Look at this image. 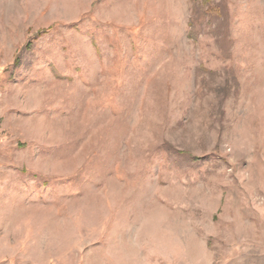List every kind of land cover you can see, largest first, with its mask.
Segmentation results:
<instances>
[{
    "label": "rangeland",
    "instance_id": "obj_1",
    "mask_svg": "<svg viewBox=\"0 0 264 264\" xmlns=\"http://www.w3.org/2000/svg\"><path fill=\"white\" fill-rule=\"evenodd\" d=\"M0 264H264V0H0Z\"/></svg>",
    "mask_w": 264,
    "mask_h": 264
}]
</instances>
